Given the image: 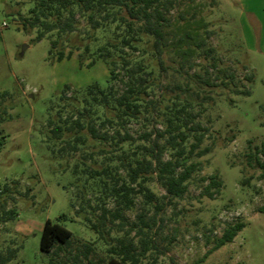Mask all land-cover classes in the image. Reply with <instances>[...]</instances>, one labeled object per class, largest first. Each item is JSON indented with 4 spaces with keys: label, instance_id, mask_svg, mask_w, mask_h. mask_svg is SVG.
Returning <instances> with one entry per match:
<instances>
[{
    "label": "rangeland",
    "instance_id": "rangeland-1",
    "mask_svg": "<svg viewBox=\"0 0 264 264\" xmlns=\"http://www.w3.org/2000/svg\"><path fill=\"white\" fill-rule=\"evenodd\" d=\"M31 6L28 0H0V110L7 111L0 121V185H8L9 196L15 198V203L8 199L6 208L16 209L12 220L0 223V253L12 252L7 264H105L111 254L108 248L118 244L115 238L122 237L132 223L141 225L139 214L149 224L144 228L148 243L139 264H264V212L259 210L264 204V169L255 162L256 157L264 161V110L260 106L264 102V0H177L173 23L185 22L178 13L189 17L195 12L197 19L201 17V23L193 26L205 36L210 31L207 43L215 47L219 64L231 69L238 88H248L250 94L235 95L221 84L209 91L203 79L191 77L197 71L206 78L201 67L184 64L171 69L162 89L178 103L190 96L189 112L194 122L206 128L200 148L209 146L210 151L191 158L200 170L189 180L182 198L162 199L163 207L157 210L143 195L133 194L134 203L124 209V220L116 221L120 226L110 231L109 242L89 227L84 216L96 221L92 212L100 213L103 206L113 209L115 201L100 189L96 178L73 172L75 164L78 170L101 168L109 160L96 153L92 142L59 153L61 141L54 145L47 139L48 118L64 104L59 99L63 86L82 88L97 82L105 87L109 71L100 58L87 67L95 55L82 47L73 50L69 59H54L62 47L50 53L55 34L36 42V30L27 32L19 22L16 12L28 15ZM97 35L91 50L108 33L98 31ZM63 45L68 52V44ZM249 74L254 75L250 84L246 81ZM161 92L157 87L154 93L157 97ZM207 93L212 98L202 100ZM150 127V123L136 121L127 125L133 135ZM191 142L190 136L187 148ZM213 174L222 181L220 191L213 199L199 195L207 182L201 177ZM145 184L156 196L165 193L154 180ZM47 219L71 231V244L51 253L40 250ZM237 221L245 226L233 240L206 253L226 225ZM133 240L141 250L140 236Z\"/></svg>",
    "mask_w": 264,
    "mask_h": 264
},
{
    "label": "trees",
    "instance_id": "trees-1",
    "mask_svg": "<svg viewBox=\"0 0 264 264\" xmlns=\"http://www.w3.org/2000/svg\"><path fill=\"white\" fill-rule=\"evenodd\" d=\"M28 1L32 4L28 15L20 11L16 15L25 31L36 30L33 41L55 34L56 38L50 39V53L59 45L62 47L54 59H69L73 56V50L82 47L84 52L95 55L86 64L87 67L100 58L109 71L105 87L97 82L82 88L65 84L59 94L64 104L47 121L48 142L55 145L61 141L63 144L57 150L59 153L67 149L78 150L92 142V146L97 147L96 153L105 155V159L109 160L101 168L89 166L78 170V164H75L73 169L74 173H85L90 178H96L100 189L107 190L105 194L115 201L113 209L103 206L100 213L92 212L96 221L84 216L89 227L109 242L110 231L114 226H120L116 221L124 220V209L132 207L133 194L143 195L145 202L157 210L163 207L162 199L182 198L188 190L189 180L200 170L199 163L191 161V158L210 151L209 146L200 148L206 128L194 122L189 112L192 106L190 96L178 103L162 89L163 81L169 72L172 74L171 69H175L176 65L183 67L184 64L189 68L201 67L199 69H204L206 78L197 71L191 77L196 81L203 79V83L210 87L209 91L218 84L235 95L250 94V91L248 88H238L235 74L219 64L221 59L215 47L207 43L210 31L205 36L193 26L201 23V17L197 19L195 12L189 17L178 13L185 22L178 25L173 23L172 10L177 0ZM98 31L108 33V36L91 50L90 43L99 39ZM64 43L68 44V52L64 50ZM82 57L81 54L77 57L80 65H83ZM253 76H246L249 84ZM157 87L162 92L156 97L154 92ZM185 89L189 90L188 87ZM196 95L199 96L198 92ZM178 97L177 94V100ZM208 98H212V94H205L202 100ZM260 106L264 110V102ZM5 112V108L0 110V121ZM132 121L145 125L147 122L151 127L133 135L127 128ZM157 124H162V129L156 128ZM190 136L192 142L187 148ZM167 151L170 152L169 157L164 158ZM247 158L250 160L252 154H248ZM255 162L264 169V161L256 157ZM120 171L125 172L124 176ZM149 180L161 185L165 193L160 196L153 194L145 184ZM201 181L207 182L199 195L210 199L222 187L221 179L215 174L202 176ZM133 183H136L137 189ZM9 192L8 185H0V223L12 220L16 213L14 206H5L8 199L15 203V198L9 196ZM259 210L264 212V204ZM143 215H138L141 225L132 223L122 237L115 238L118 244L108 248L111 254L105 264L140 263L139 257L148 243L144 238L147 236L144 228L149 224ZM61 218L65 219L66 215L63 214ZM244 226L242 221L226 225L206 253L230 243ZM138 236L143 242L141 250H137L138 246L133 240ZM71 239V231L59 222L47 219L43 224L39 247L45 253L56 252L62 250V245L71 244ZM85 247L90 249L87 245ZM11 256V251L6 255L0 253V264H7Z\"/></svg>",
    "mask_w": 264,
    "mask_h": 264
}]
</instances>
